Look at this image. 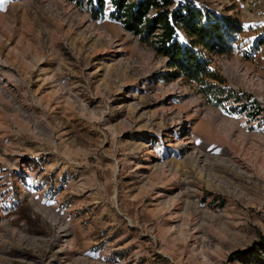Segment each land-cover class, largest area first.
<instances>
[{"label":"rangeland","instance_id":"1","mask_svg":"<svg viewBox=\"0 0 264 264\" xmlns=\"http://www.w3.org/2000/svg\"><path fill=\"white\" fill-rule=\"evenodd\" d=\"M86 0L0 4V264H242L264 241V0L222 104Z\"/></svg>","mask_w":264,"mask_h":264},{"label":"trees","instance_id":"2","mask_svg":"<svg viewBox=\"0 0 264 264\" xmlns=\"http://www.w3.org/2000/svg\"><path fill=\"white\" fill-rule=\"evenodd\" d=\"M78 3L80 0H65ZM247 1V0H242ZM97 21L108 13V0H86ZM111 20L138 37L169 61L170 80L196 84L211 101L222 104L224 78L212 68L213 58L239 50L245 28L233 16L220 15L193 2L177 0H111ZM242 264H264V241L238 251L234 260Z\"/></svg>","mask_w":264,"mask_h":264},{"label":"snow or ice","instance_id":"3","mask_svg":"<svg viewBox=\"0 0 264 264\" xmlns=\"http://www.w3.org/2000/svg\"><path fill=\"white\" fill-rule=\"evenodd\" d=\"M3 3V0H0V4H2Z\"/></svg>","mask_w":264,"mask_h":264}]
</instances>
